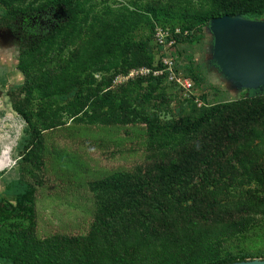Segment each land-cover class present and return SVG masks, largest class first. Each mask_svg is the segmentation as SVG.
<instances>
[{
  "label": "trees",
  "instance_id": "16d2710c",
  "mask_svg": "<svg viewBox=\"0 0 264 264\" xmlns=\"http://www.w3.org/2000/svg\"><path fill=\"white\" fill-rule=\"evenodd\" d=\"M27 1L0 0L4 7H0V27L15 29L17 20H27L41 10L61 14L52 29L20 49L18 68L26 74L22 88L25 96L15 100L14 109L32 125L35 111L30 107L38 90L43 96L75 94L73 103L80 111L72 119L75 122H145L153 132L160 125L157 117L132 106L127 97L112 92L110 86L117 74L128 75L132 69L164 70L161 75L149 73L145 77L148 84L144 99L151 100L170 71L163 59L154 65L152 49L145 41L124 40V34L133 25L150 22L151 14L158 20L180 17L182 36L188 31L185 36L189 38L201 33L202 25L216 17L264 16V0H201L207 5H195L192 0H153L145 12L128 9L114 17L109 16L111 10L94 12L93 6H87L88 0ZM84 32L88 38L65 54ZM97 72L106 73L98 82ZM192 77L197 79V75ZM201 111L194 126L196 131H203V140L192 144L197 149L195 154L183 152L154 163L148 167L151 173L147 181L134 179L130 173L98 181L94 188L98 209L87 234L40 237L33 205H29V224L0 230V262L224 264L248 259L247 250L235 253V239L245 238L257 216H264V185L254 198L235 204L226 201L224 193L264 168V91H249V96ZM37 115L44 127L35 128V139L21 161L40 166L44 163L43 130L64 122L60 110L50 114L38 110ZM173 123L175 128L180 127ZM175 169L177 181L172 174ZM29 191L32 194L33 190ZM13 207L0 202V223L9 221Z\"/></svg>",
  "mask_w": 264,
  "mask_h": 264
},
{
  "label": "rangeland",
  "instance_id": "374dc122",
  "mask_svg": "<svg viewBox=\"0 0 264 264\" xmlns=\"http://www.w3.org/2000/svg\"><path fill=\"white\" fill-rule=\"evenodd\" d=\"M151 1L88 0L87 6H93L94 12L111 10L109 16L114 17L128 9L145 12ZM192 1L195 5H207L203 0ZM0 7L4 9L1 4ZM60 17V13L41 10L27 20H17L15 29L0 27V154L6 147L11 148V163L0 169V202L14 206L13 215L6 224L0 223V230L29 224L28 206L33 205L40 237L59 233L73 236L87 234L98 209L94 190L98 181L119 173L133 174L134 179L150 180L148 167L154 163H161L168 156H179L183 152H197L192 144L202 139L203 131H196L195 127L202 108L249 96V90L230 86L212 59L213 35L209 23L202 25L201 33L189 38L185 36L188 31L182 36L183 20L180 17L158 20L151 14L150 22L142 21L133 25L134 28L124 34V40L145 41L152 49L154 65L163 58L169 64L173 62L174 77L182 82H193V87L186 90L173 78L175 73L169 70V75L161 82L151 100L144 99L148 84L145 77L148 74L127 76L119 73L110 88L112 92L127 97L132 106L142 109L148 116H156L160 124L158 128L151 132L145 122L78 123L72 120L80 114L79 108L73 103L75 94L43 96L38 90L33 93L30 107L35 111L32 125L14 109L15 100L25 96L22 88L26 74L18 68L20 49L22 45L34 42L45 31L52 29ZM87 38L88 33L84 32L71 48L66 49L65 54H69L71 49ZM163 73L164 70H161L158 75ZM104 74H95L97 82ZM191 74L197 75V79L189 76ZM163 97L164 101L161 100ZM38 110L47 114L52 110H60L64 122L43 130L44 163L40 166L21 161L24 151L35 139V128L44 127L41 117L37 115ZM173 121L180 127L175 128ZM172 174L177 181V170ZM263 185L264 168L257 170L256 175L249 176L241 186L225 191V200L235 204L239 200L254 198L263 191ZM29 189L33 190L32 194ZM235 241V253L247 250L250 252L247 258H264V216H257L246 237Z\"/></svg>",
  "mask_w": 264,
  "mask_h": 264
},
{
  "label": "water",
  "instance_id": "95a60500",
  "mask_svg": "<svg viewBox=\"0 0 264 264\" xmlns=\"http://www.w3.org/2000/svg\"><path fill=\"white\" fill-rule=\"evenodd\" d=\"M213 35L212 59L230 86L264 91V18L242 14L224 15L210 20ZM224 264H264L263 257Z\"/></svg>",
  "mask_w": 264,
  "mask_h": 264
},
{
  "label": "built area",
  "instance_id": "2783aa9c",
  "mask_svg": "<svg viewBox=\"0 0 264 264\" xmlns=\"http://www.w3.org/2000/svg\"><path fill=\"white\" fill-rule=\"evenodd\" d=\"M163 60L167 64V69H169L172 73L173 72L175 73V71L173 70V62H170V64H169L165 58H163ZM136 73H138V74H140V73H143V74L153 73L154 75H158L159 73H161V70H153V69L148 68V67H140L137 69H132L131 72L127 76L134 75ZM174 76H176V73L173 75V78L175 80H177L186 90H191V88L194 85L193 82L192 83L189 81L182 82L178 77H174Z\"/></svg>",
  "mask_w": 264,
  "mask_h": 264
},
{
  "label": "bare ground",
  "instance_id": "6f19581e",
  "mask_svg": "<svg viewBox=\"0 0 264 264\" xmlns=\"http://www.w3.org/2000/svg\"><path fill=\"white\" fill-rule=\"evenodd\" d=\"M11 148L10 147H6V149H4L3 153L0 154V169L2 167H6L11 163Z\"/></svg>",
  "mask_w": 264,
  "mask_h": 264
}]
</instances>
